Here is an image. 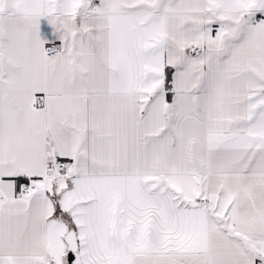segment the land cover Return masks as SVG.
<instances>
[{"label":"snow or ice","instance_id":"6c2138e0","mask_svg":"<svg viewBox=\"0 0 264 264\" xmlns=\"http://www.w3.org/2000/svg\"><path fill=\"white\" fill-rule=\"evenodd\" d=\"M0 264H264V0H0Z\"/></svg>","mask_w":264,"mask_h":264}]
</instances>
